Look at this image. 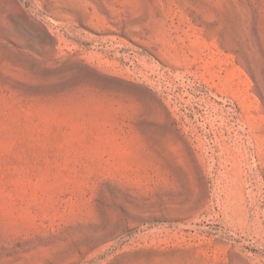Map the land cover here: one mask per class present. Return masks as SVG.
Returning a JSON list of instances; mask_svg holds the SVG:
<instances>
[{
  "label": "rangeland",
  "instance_id": "1",
  "mask_svg": "<svg viewBox=\"0 0 264 264\" xmlns=\"http://www.w3.org/2000/svg\"><path fill=\"white\" fill-rule=\"evenodd\" d=\"M0 264H264V0H0Z\"/></svg>",
  "mask_w": 264,
  "mask_h": 264
}]
</instances>
